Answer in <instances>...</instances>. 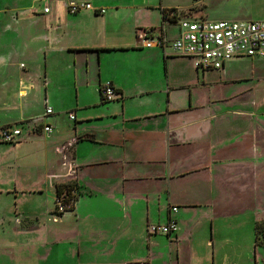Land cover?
<instances>
[{"label": "crops", "instance_id": "crops-1", "mask_svg": "<svg viewBox=\"0 0 264 264\" xmlns=\"http://www.w3.org/2000/svg\"><path fill=\"white\" fill-rule=\"evenodd\" d=\"M251 1L210 18L238 20L234 12ZM71 2L106 12L71 13ZM79 2L0 0V130L23 131L16 143L0 137V231L17 234L7 244L13 257L30 247L49 258L58 242L42 231L65 220L77 264H240L235 221L250 217L256 250L264 219V58L202 72L190 58L143 46L146 28L179 33L162 0ZM156 7L155 21L141 16ZM107 82L117 95L103 102ZM47 106L53 113L45 115ZM64 183L80 195L59 215L56 186ZM31 195L47 200L27 216L20 200ZM170 219L179 226L171 236L149 234V224ZM32 231L38 242L28 244Z\"/></svg>", "mask_w": 264, "mask_h": 264}, {"label": "built area", "instance_id": "built-area-1", "mask_svg": "<svg viewBox=\"0 0 264 264\" xmlns=\"http://www.w3.org/2000/svg\"><path fill=\"white\" fill-rule=\"evenodd\" d=\"M81 9L105 13V8H96L86 2L77 4L71 2L69 11L77 13ZM49 7L44 9L48 12ZM176 16V20L171 19ZM169 19L179 25V33L175 38H169L161 31L146 28L142 34V43L145 48L159 47L166 55L186 57L193 60L195 67L202 71L221 70L234 58H264V20H213L204 17H182L178 11L170 12ZM117 90L111 82L101 86V96L105 101L116 99ZM53 113L51 106L46 107L45 115ZM72 120L75 115H69ZM23 125V124H21ZM52 127L46 124L42 131L50 134ZM23 134L22 126L4 127L0 130L1 140L16 143ZM58 213H64L71 204L64 202V196L56 199ZM177 211V207H173ZM178 230V224L170 219L165 224H149V234L171 236Z\"/></svg>", "mask_w": 264, "mask_h": 264}, {"label": "rangeland", "instance_id": "rangeland-1", "mask_svg": "<svg viewBox=\"0 0 264 264\" xmlns=\"http://www.w3.org/2000/svg\"><path fill=\"white\" fill-rule=\"evenodd\" d=\"M241 1L244 0H162V5L168 8H177L178 12L182 17L194 18L193 15L203 14L204 17L211 19L210 17H213V15H216V13H223L224 11L229 10V8L232 9L234 8V6L240 5ZM82 2H84V0H80L79 3ZM246 4V7H248V9L244 8L245 10L242 11L241 15L238 12H234L235 16H239L235 19L264 20V0H252L250 3L248 2ZM250 4L251 7L249 6ZM142 11V17L146 16V14L149 13V16H147V19H149V21H151V19L155 21L160 14V9L158 7L152 9H145ZM235 60L240 61V63H238L239 68L246 69L249 68L250 61L252 60V58L242 57ZM259 67L261 69H264V64H261ZM261 86L263 87L257 90V97H262V99H264V81ZM26 166L29 169L30 166H36L38 167V169L40 167L39 165L37 166L31 163H28ZM38 169L34 171L36 173V177L37 174L43 176L46 174L43 169L42 171ZM48 171L51 172L50 170ZM48 179L49 180H47V182L50 181L49 184L52 185V173H50ZM46 200V195H42V197H38L36 195L26 197L24 200H20V202H23L24 205H22V203L20 204L19 211L25 213V215L27 216L33 215V213L38 209V207L40 208V205H46ZM262 221H264V219H262ZM29 223H31L29 219L22 220V224L24 225H28ZM67 224L68 222L66 223L65 220H62L58 223L53 222L49 226L48 230L45 229L42 231L44 241L52 243L56 240L58 242V244L55 246L54 253L49 256V258H40L38 256H34V250H31L30 247L26 248L24 255H20V257L14 258L13 256L15 254L17 255V252L11 248L12 245L8 246L7 244L10 241H17V234L0 231V264H73V262L74 264H77L75 261L72 262L67 255L68 247L66 246L67 240L65 241V239H70L67 238L66 235H64ZM235 225L238 226L237 228L235 227L233 231L232 252L234 254V257L238 258L240 264H264V248L257 247L256 250L254 249V228L253 224L250 223V217L246 216L245 214L244 216H239L238 221H235ZM26 234L27 235L24 238L28 244H31L32 242H38V240H36L35 238L37 233H34L32 231L27 232ZM22 239L23 237L19 236V241H21ZM3 247H9V249L5 250ZM42 247L45 246L43 245ZM44 251L45 249H40V252L42 254L44 253Z\"/></svg>", "mask_w": 264, "mask_h": 264}, {"label": "trees", "instance_id": "trees-1", "mask_svg": "<svg viewBox=\"0 0 264 264\" xmlns=\"http://www.w3.org/2000/svg\"><path fill=\"white\" fill-rule=\"evenodd\" d=\"M175 11H178V10L176 8H169V9H164L162 12H163L164 17L167 18L169 17L170 12H175ZM171 19L176 20L177 18L175 16ZM102 101L108 102V101H105L103 97H102ZM56 193H57L56 199H59L64 196V202L66 204H71V207L67 209V211L74 210L75 202L80 195V191L77 187H75L73 184H70V183L58 184L56 186ZM56 211H57V206H56ZM64 213H58V214L62 215ZM258 246L264 247V221L262 220L257 221L255 225V248Z\"/></svg>", "mask_w": 264, "mask_h": 264}]
</instances>
